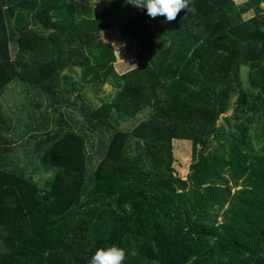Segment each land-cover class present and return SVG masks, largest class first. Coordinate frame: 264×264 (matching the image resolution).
Listing matches in <instances>:
<instances>
[{"label":"trees","instance_id":"trees-1","mask_svg":"<svg viewBox=\"0 0 264 264\" xmlns=\"http://www.w3.org/2000/svg\"><path fill=\"white\" fill-rule=\"evenodd\" d=\"M101 1L96 14L90 0H0V264H88L111 245L123 264H264V0H191L170 23ZM115 26L137 45L125 74L102 38ZM16 80L73 104L85 85L117 90L87 112L111 131L93 171L73 129L39 142L45 184L5 165L1 96ZM173 140L191 142L185 180Z\"/></svg>","mask_w":264,"mask_h":264},{"label":"rangeland","instance_id":"rangeland-1","mask_svg":"<svg viewBox=\"0 0 264 264\" xmlns=\"http://www.w3.org/2000/svg\"><path fill=\"white\" fill-rule=\"evenodd\" d=\"M238 5H242L246 0H235ZM95 13L99 14L112 7L108 1L90 0ZM254 16L251 11L245 14L244 19ZM102 38L106 43L114 46L118 60L114 67L119 74H125L128 71L140 66L138 60V50L136 42L125 40L119 27L115 26L106 29ZM17 46L10 44L11 56L16 58ZM79 70V68H75ZM78 74H72V79L76 80ZM246 81V79H245ZM79 89V86H77ZM117 90L111 85H103L99 88L85 85L82 90H77L71 96L73 103L64 100L57 101L50 99L45 95H39L36 90L28 84L16 80L12 82L2 93L1 102L5 115L8 117V130L4 136L8 144H5V156L7 167L18 169L19 173L32 177L35 181L45 184L53 175V172L46 171L45 166L37 153V147L40 141L46 140L49 134L57 130L73 129L82 134L85 139L86 150L88 154V167L93 171L106 150L111 131L104 124L99 125L88 117V111L94 110L104 102H111L116 96ZM80 96V98H77ZM236 99V96L233 100ZM83 108V109H82ZM233 109L224 114L219 123H227L225 116L232 115ZM144 113L138 114L131 120L139 123ZM134 122L119 119L118 126H133ZM217 144V143H216ZM173 167L176 174L183 180L186 179L191 163V142L187 140H173ZM233 192L241 187H234Z\"/></svg>","mask_w":264,"mask_h":264},{"label":"clouds","instance_id":"clouds-1","mask_svg":"<svg viewBox=\"0 0 264 264\" xmlns=\"http://www.w3.org/2000/svg\"><path fill=\"white\" fill-rule=\"evenodd\" d=\"M126 3L140 9H146L151 18L163 16L166 22L176 20L182 10L195 12L190 7L191 0H125ZM126 250L117 245L98 248L90 258L88 264H123L126 260Z\"/></svg>","mask_w":264,"mask_h":264},{"label":"crops","instance_id":"crops-1","mask_svg":"<svg viewBox=\"0 0 264 264\" xmlns=\"http://www.w3.org/2000/svg\"><path fill=\"white\" fill-rule=\"evenodd\" d=\"M236 2V1H235Z\"/></svg>","mask_w":264,"mask_h":264}]
</instances>
